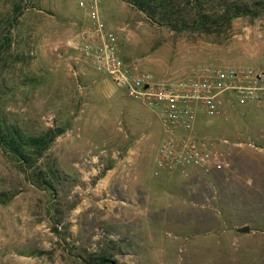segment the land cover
Returning a JSON list of instances; mask_svg holds the SVG:
<instances>
[{"label": "rangeland", "instance_id": "374dc122", "mask_svg": "<svg viewBox=\"0 0 264 264\" xmlns=\"http://www.w3.org/2000/svg\"><path fill=\"white\" fill-rule=\"evenodd\" d=\"M78 1L0 0V37L3 20L17 19L0 63V114L31 134L64 129L39 161L56 171L53 192L0 149L4 264H96L101 255L115 264H264V113L233 103L218 116L197 114L196 138L238 144L223 174H155L165 135L154 110L69 45L87 24ZM201 1L211 15L222 2L255 11L207 33L159 26L124 0H102L100 16L124 62L155 82L202 66L264 73V0ZM244 226L247 234L237 232Z\"/></svg>", "mask_w": 264, "mask_h": 264}, {"label": "built area", "instance_id": "2783aa9c", "mask_svg": "<svg viewBox=\"0 0 264 264\" xmlns=\"http://www.w3.org/2000/svg\"><path fill=\"white\" fill-rule=\"evenodd\" d=\"M101 3L78 1L87 24L69 45L78 59L107 76L128 98L154 110L165 135L156 149L155 174L178 172L186 176L192 169L215 173L229 169L238 144L226 138H196V116H218L233 103H249L264 113V73L253 68L202 66L190 75L155 82L149 73L127 65L120 57L117 37L100 16ZM0 264H4L1 241Z\"/></svg>", "mask_w": 264, "mask_h": 264}, {"label": "trees", "instance_id": "16d2710c", "mask_svg": "<svg viewBox=\"0 0 264 264\" xmlns=\"http://www.w3.org/2000/svg\"><path fill=\"white\" fill-rule=\"evenodd\" d=\"M129 6L142 12L148 21L164 26L172 31L191 30L207 33L216 22H230L233 18L251 14L255 9L245 3H223L222 13H207L201 0H124ZM17 10V9H16ZM15 17L5 18L3 28L7 33L0 37V63L10 53ZM64 132L61 126L44 127L37 133H27L12 124L0 114V149L19 165L27 180L40 184L45 190L54 191L56 171L49 166L39 168V161L49 150L55 139ZM222 174L224 172H221ZM29 178V179H28ZM220 185V180L218 181ZM220 187V186H219ZM219 191V190H218ZM251 222L239 216L238 223ZM96 264H115L110 257L98 256Z\"/></svg>", "mask_w": 264, "mask_h": 264}, {"label": "water", "instance_id": "95a60500", "mask_svg": "<svg viewBox=\"0 0 264 264\" xmlns=\"http://www.w3.org/2000/svg\"><path fill=\"white\" fill-rule=\"evenodd\" d=\"M249 230L250 229L248 226H244V227L238 228L237 232L242 233V234H247L249 232Z\"/></svg>", "mask_w": 264, "mask_h": 264}]
</instances>
